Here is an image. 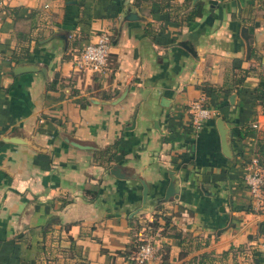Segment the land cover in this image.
Wrapping results in <instances>:
<instances>
[{
	"label": "crops",
	"instance_id": "obj_1",
	"mask_svg": "<svg viewBox=\"0 0 264 264\" xmlns=\"http://www.w3.org/2000/svg\"><path fill=\"white\" fill-rule=\"evenodd\" d=\"M104 31L106 71L75 70ZM261 81L264 0H0V264H137L142 231L154 264H264V206L244 180ZM200 97L214 113L194 128Z\"/></svg>",
	"mask_w": 264,
	"mask_h": 264
},
{
	"label": "built area",
	"instance_id": "obj_2",
	"mask_svg": "<svg viewBox=\"0 0 264 264\" xmlns=\"http://www.w3.org/2000/svg\"><path fill=\"white\" fill-rule=\"evenodd\" d=\"M111 34L101 32L92 42L85 44L76 54L73 60V67L77 71H91L103 73L108 66L110 54ZM191 124L198 128L202 122L210 119L214 113L206 98L200 97L189 104ZM251 171L245 176V183L251 197L257 207L264 206V169L253 157L250 162ZM138 241V248L132 254L131 259L137 264H154L158 252V241L149 232H141Z\"/></svg>",
	"mask_w": 264,
	"mask_h": 264
},
{
	"label": "trees",
	"instance_id": "obj_3",
	"mask_svg": "<svg viewBox=\"0 0 264 264\" xmlns=\"http://www.w3.org/2000/svg\"><path fill=\"white\" fill-rule=\"evenodd\" d=\"M202 10H203L202 4L200 2H195V4H193L192 6V9L186 15L187 21L193 20L196 16H201ZM246 72L247 71H245V74ZM243 78H244V75L240 76L237 79V81H239L240 83L243 80ZM219 90L221 89L216 88L212 85H204L202 87V91L206 96L210 95L213 92L218 93ZM255 101H256V104L260 105L262 107V110L264 111V82L262 81L259 82L258 85L255 87ZM247 132L248 130L240 132L239 139H242L246 135ZM103 152L109 154L108 160H110L115 152V146L107 147ZM254 154H255L254 156L257 158L258 165L264 169V141L262 139L257 140ZM87 193H89L92 197L95 195V193H91V192H87ZM151 226L153 229V228H156L157 225L155 222H153ZM139 243H140L139 241H135L134 243L129 245L126 249V254L130 255L133 252H135V250L138 248ZM230 249L233 250L232 247ZM254 255L257 256V260L259 261L263 260V257H261L258 252H255Z\"/></svg>",
	"mask_w": 264,
	"mask_h": 264
},
{
	"label": "water",
	"instance_id": "obj_4",
	"mask_svg": "<svg viewBox=\"0 0 264 264\" xmlns=\"http://www.w3.org/2000/svg\"><path fill=\"white\" fill-rule=\"evenodd\" d=\"M240 5H238V12L240 11ZM137 18V15L133 12H130L127 15V19H135ZM241 35L244 38L245 42H246V49H247V54L249 55L250 49H251V44H252V37L249 35L247 28L246 27H242L241 28ZM183 47H185L188 51L192 52V49L189 48L187 46L186 43H181ZM217 127L220 133V137H221V146H222V150L224 153L228 154L227 148H228V143H227V129L224 127L223 125V121L219 118L217 121ZM146 192H147V186L145 183H143V200L145 201L146 198ZM176 197L177 194L175 193V183L173 181H171V183H169V185L167 186L166 189V197Z\"/></svg>",
	"mask_w": 264,
	"mask_h": 264
},
{
	"label": "rangeland",
	"instance_id": "obj_5",
	"mask_svg": "<svg viewBox=\"0 0 264 264\" xmlns=\"http://www.w3.org/2000/svg\"><path fill=\"white\" fill-rule=\"evenodd\" d=\"M262 140L264 141V138H262Z\"/></svg>",
	"mask_w": 264,
	"mask_h": 264
}]
</instances>
